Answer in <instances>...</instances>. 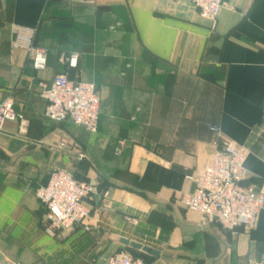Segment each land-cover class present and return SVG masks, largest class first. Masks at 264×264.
<instances>
[{
	"label": "crops",
	"instance_id": "1",
	"mask_svg": "<svg viewBox=\"0 0 264 264\" xmlns=\"http://www.w3.org/2000/svg\"><path fill=\"white\" fill-rule=\"evenodd\" d=\"M13 24L37 28L47 70L12 50ZM68 51L101 97L96 133L45 116L41 83L65 70ZM0 96L23 116L0 129L2 261L105 264L121 249L146 264L264 261V209L232 234L180 204L186 175L217 150L212 125L223 144L249 149L244 184L264 181V0H224L213 28L191 0H0ZM54 168L98 193L84 226L51 236L36 191Z\"/></svg>",
	"mask_w": 264,
	"mask_h": 264
},
{
	"label": "built area",
	"instance_id": "2",
	"mask_svg": "<svg viewBox=\"0 0 264 264\" xmlns=\"http://www.w3.org/2000/svg\"><path fill=\"white\" fill-rule=\"evenodd\" d=\"M203 20L212 28L217 23L224 0H191ZM119 23L112 26L115 30ZM12 50H23L31 60L36 72L48 69L49 50L36 44L37 28L13 24ZM80 53L68 51L61 54L65 65L63 72L54 75L50 83H41L40 96L47 101L45 116L56 123L72 122L87 132L96 133L101 116V97L94 82L81 79L78 73ZM23 120L15 109L12 96H0V129L7 122ZM210 130L221 136L220 128L210 126ZM216 140L217 150L206 166L187 174L186 179L193 184L191 192L183 193L180 204L186 210L201 214L210 222L218 223L222 229L237 234L240 229L251 231L256 226L258 216L264 209V181L259 185H245L246 161L249 149L245 146L230 148ZM65 147V142L60 143ZM98 193L96 184L77 178L63 168L52 169L49 180L36 191V197L51 219L46 232L56 236L59 232L76 226H84L90 216L85 201ZM102 195L107 197L108 191ZM0 264H21L19 261H2ZM105 264H146L126 249L111 255ZM251 264H264L263 260Z\"/></svg>",
	"mask_w": 264,
	"mask_h": 264
},
{
	"label": "water",
	"instance_id": "3",
	"mask_svg": "<svg viewBox=\"0 0 264 264\" xmlns=\"http://www.w3.org/2000/svg\"><path fill=\"white\" fill-rule=\"evenodd\" d=\"M123 243H124L126 246H130V247H133V248H137V249L142 250V251H145V252H152V253H155V252L152 251L150 248L145 247V246H142L141 244H138V243H135V242H130V241H128V240H124Z\"/></svg>",
	"mask_w": 264,
	"mask_h": 264
},
{
	"label": "rangeland",
	"instance_id": "4",
	"mask_svg": "<svg viewBox=\"0 0 264 264\" xmlns=\"http://www.w3.org/2000/svg\"><path fill=\"white\" fill-rule=\"evenodd\" d=\"M112 26H110V28H111ZM47 211V210H46ZM50 221H51V219L48 217V212H47V220H45L44 221V223H45V225H44V227H43V229H44V231L46 232V228L48 227V223H50ZM47 233V232H46ZM139 255V254H138ZM141 258H143V257H141ZM143 260H144V258H143ZM145 261V260H144Z\"/></svg>",
	"mask_w": 264,
	"mask_h": 264
},
{
	"label": "trees",
	"instance_id": "5",
	"mask_svg": "<svg viewBox=\"0 0 264 264\" xmlns=\"http://www.w3.org/2000/svg\"><path fill=\"white\" fill-rule=\"evenodd\" d=\"M134 254V253H133ZM134 256H136V257H141V255H138V254H134Z\"/></svg>",
	"mask_w": 264,
	"mask_h": 264
}]
</instances>
